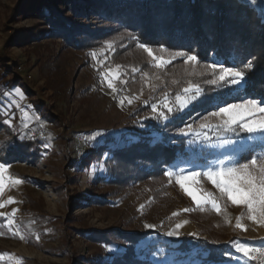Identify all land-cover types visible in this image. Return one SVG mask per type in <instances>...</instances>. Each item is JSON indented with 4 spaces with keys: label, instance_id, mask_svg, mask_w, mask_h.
<instances>
[{
    "label": "rangeland",
    "instance_id": "1",
    "mask_svg": "<svg viewBox=\"0 0 264 264\" xmlns=\"http://www.w3.org/2000/svg\"><path fill=\"white\" fill-rule=\"evenodd\" d=\"M57 7L71 17L66 5L57 3ZM18 10L21 12L16 13ZM47 11L38 1L0 0V158H6L0 163L9 167L6 176L23 181L7 184L0 194V201L8 197L16 201L0 209L7 214L0 217V264H111L113 256L127 247L120 235L137 233L192 237L226 248L222 263L190 258L169 262L153 252L139 255L159 264H249L251 260L264 264V225L249 220L246 208L232 205L202 175L199 187L217 199L220 213L210 203L195 205L176 183L180 169L185 174L189 169L202 171L195 165L211 164L232 147L212 148L202 137L179 134L188 124L197 130L201 123L219 124L220 118L211 115L218 107L188 117L171 133L187 138L200 151L180 157L170 166L160 164L158 179L125 182L130 169L110 152L92 155L87 161L81 157L90 154L93 140L103 141L108 135L121 136L130 144L140 135L166 136L149 124L157 122L151 117V104L165 93L174 100L188 81L204 83L213 89V95L222 94L227 103L239 104L245 99L241 95L244 79L224 88L205 83L214 78L207 67L216 63L213 61L185 65L183 59H177L156 69L151 57L138 44L132 45L124 30L96 38L93 45L83 48L66 46L51 35L40 14ZM85 25L100 28L97 18H89ZM151 49L165 58L172 52ZM221 67L217 64V77ZM117 72L122 74L114 79L119 91L113 93L101 73L114 76ZM237 94L242 96L239 100H229ZM124 97L139 99L121 107L119 100ZM195 101L179 113L188 114ZM5 114L10 124L3 123ZM209 135L212 143L218 142L217 136ZM73 136L80 145L73 144ZM14 151L22 159L15 160ZM169 169L176 172L171 178L164 175ZM12 208L18 210L14 216ZM238 216L244 229L235 227ZM146 224L154 227L146 228ZM177 224L182 225L178 230ZM174 230L180 235L166 234ZM110 238L113 244L107 242ZM237 245L247 246L249 257L237 252Z\"/></svg>",
    "mask_w": 264,
    "mask_h": 264
},
{
    "label": "trees",
    "instance_id": "2",
    "mask_svg": "<svg viewBox=\"0 0 264 264\" xmlns=\"http://www.w3.org/2000/svg\"><path fill=\"white\" fill-rule=\"evenodd\" d=\"M30 1L47 6L46 14H40L49 24L51 35L61 38L66 46L83 48L93 45L96 38L101 40L124 30L128 32L132 45L144 42L147 47L163 46L166 50L189 51V54L191 49H195L200 63L213 61L223 67H235L245 72L241 88V95L245 99H264V0ZM57 3L66 5L71 17L61 14ZM20 12L18 10L16 13ZM89 18L98 19L99 30L86 27L85 21ZM249 62L252 67H247ZM207 86L200 84L203 95L190 106L188 114L176 112L171 114L168 121L149 123L154 130L163 131L166 136L140 135L136 142L130 144L121 136L108 135L103 141H92L90 154L80 152L83 161L92 155L110 152L115 160L124 163L127 170L130 169L126 181L125 178L122 181H143L150 177L158 179L162 174L160 164L170 166L180 157L186 158L190 153L200 151L196 146H191L187 138L171 133L188 117L215 108L212 106L215 97L227 100L222 94L213 95V89ZM237 95L235 98L231 96L229 100L237 101L242 97ZM224 135L236 139L235 134ZM240 136L243 138L245 133H240ZM71 141L76 145L74 136ZM11 156L15 160L22 159L18 151H14ZM248 158L250 154L243 159ZM120 237L127 247L113 256L111 264H159L139 256L150 252L159 254V259L169 258V262H182L188 258L207 263H222L226 260L222 256L226 248L212 247L202 239H171L142 233L121 234ZM110 239L107 242L113 244ZM249 264L261 262L251 260Z\"/></svg>",
    "mask_w": 264,
    "mask_h": 264
},
{
    "label": "snow or ice",
    "instance_id": "3",
    "mask_svg": "<svg viewBox=\"0 0 264 264\" xmlns=\"http://www.w3.org/2000/svg\"><path fill=\"white\" fill-rule=\"evenodd\" d=\"M133 39H136L133 37ZM138 47L143 49L153 62L152 66L156 69H163L173 63L177 59H183V63L195 64L198 62V54L195 49L189 51H172L168 58L158 56L153 53L146 43H138ZM160 51L164 52L166 49L161 46ZM216 63H209L207 67L212 69L213 79L205 81V83L215 85L217 88H224L228 84L237 85L242 82L245 72L237 71L235 67H221L218 77L216 76ZM247 67H252L251 62ZM135 71V70H134ZM111 72V70H109ZM122 74L117 72L114 76H109L101 73L107 87L113 93H117L114 85V79H119ZM231 77L232 79H228ZM222 82V83H221ZM155 90V86H153ZM203 95V89L199 83L188 81L187 86L183 87L181 91L175 95L174 100H170L167 93L159 100L158 103L151 104V117L157 121H168L171 119V114L175 112H182L193 101L197 100ZM134 99L139 97L129 98L124 97L119 100V105L124 106L125 102L131 105ZM11 103V101L9 102ZM144 103H147L145 101ZM226 106H220V105ZM213 107H218V111L211 112L212 116L220 118L219 124L201 123L199 130L194 129L191 124L186 128L179 129V134L182 136L202 137L203 142H206L209 147L218 148L225 145L232 146L225 152L219 154L213 163H205L202 165H195L203 169L202 171H195L189 169L185 174L183 169H180V174H176L174 169H169L164 172V175L171 178L176 174V183L183 190V192L190 197L192 202L198 207L206 204H211L217 213L222 211L221 205L217 199L203 188L199 187L200 181L198 177L201 175L219 190L222 196H225L232 205L243 206L247 209V218L259 225H264V99L247 98L242 103H227L220 97H215L212 101ZM167 110V112L164 111ZM3 123H9L10 119L5 114ZM143 127V124L141 123ZM27 127V125H25ZM218 137L217 143H212V136ZM235 134L236 140H232L224 134ZM240 133H247L248 136L241 137ZM100 135V133H97ZM248 159H243L249 156ZM223 157V158H220ZM194 163V162H193ZM9 167L4 163H0V194L5 191L7 184L19 185L23 181L19 178L6 176ZM16 201L12 197L7 200L0 201V209H4L6 205L14 204ZM18 210L11 209V215L14 216ZM184 211H187L185 209ZM7 214L0 211V217H5ZM175 215V213H174ZM13 221L7 220V224L11 226ZM146 228H152L153 225L146 224ZM176 229L182 227L177 224ZM235 227L244 229L245 226L240 222V217L236 218ZM168 236H179V231H169ZM189 235H195L189 233ZM23 239V237H20ZM39 239V237H37ZM237 252L243 253L245 257H249L250 249L244 245H237ZM230 255V254H229Z\"/></svg>",
    "mask_w": 264,
    "mask_h": 264
},
{
    "label": "built area",
    "instance_id": "4",
    "mask_svg": "<svg viewBox=\"0 0 264 264\" xmlns=\"http://www.w3.org/2000/svg\"><path fill=\"white\" fill-rule=\"evenodd\" d=\"M38 135L40 136L41 134L40 133H38ZM76 138H75V136H74V140H75ZM75 142H76V145H80V141H78V140H75Z\"/></svg>",
    "mask_w": 264,
    "mask_h": 264
}]
</instances>
